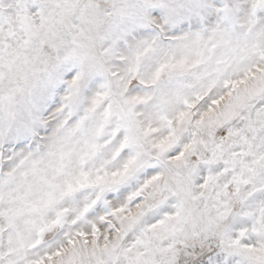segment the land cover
<instances>
[{"label": "snow or ice", "instance_id": "6c2138e0", "mask_svg": "<svg viewBox=\"0 0 264 264\" xmlns=\"http://www.w3.org/2000/svg\"><path fill=\"white\" fill-rule=\"evenodd\" d=\"M0 264H264V0H0Z\"/></svg>", "mask_w": 264, "mask_h": 264}]
</instances>
